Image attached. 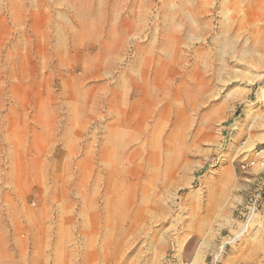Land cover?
I'll list each match as a JSON object with an SVG mask.
<instances>
[{"label": "rangeland", "instance_id": "374dc122", "mask_svg": "<svg viewBox=\"0 0 264 264\" xmlns=\"http://www.w3.org/2000/svg\"><path fill=\"white\" fill-rule=\"evenodd\" d=\"M0 264H264V0H0Z\"/></svg>", "mask_w": 264, "mask_h": 264}, {"label": "bare ground", "instance_id": "6f19581e", "mask_svg": "<svg viewBox=\"0 0 264 264\" xmlns=\"http://www.w3.org/2000/svg\"><path fill=\"white\" fill-rule=\"evenodd\" d=\"M85 9V8H84ZM95 26V25H94ZM90 31V30H89ZM92 31V30H91ZM85 33V32H84ZM75 34V33H74ZM96 34V33H95ZM88 36V35H87ZM92 36V35H91ZM113 130V129H112ZM132 135H133V133H132ZM123 152V151H122ZM129 159H130V157H129ZM170 170H167V172H169ZM89 219V218H88ZM86 224V223H85ZM90 224V223H89Z\"/></svg>", "mask_w": 264, "mask_h": 264}]
</instances>
